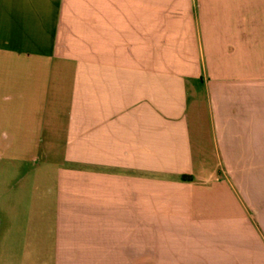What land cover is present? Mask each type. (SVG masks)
<instances>
[{"label": "crops", "instance_id": "crops-1", "mask_svg": "<svg viewBox=\"0 0 264 264\" xmlns=\"http://www.w3.org/2000/svg\"><path fill=\"white\" fill-rule=\"evenodd\" d=\"M2 92L0 264H264V0H0Z\"/></svg>", "mask_w": 264, "mask_h": 264}, {"label": "rangeland", "instance_id": "rangeland-1", "mask_svg": "<svg viewBox=\"0 0 264 264\" xmlns=\"http://www.w3.org/2000/svg\"><path fill=\"white\" fill-rule=\"evenodd\" d=\"M2 95L4 93L0 96ZM12 107L15 108V117L22 121V109L26 106H12L0 97V209L3 210L10 208V203L15 202L13 199L17 196L32 193L34 188L28 183V179L37 176L36 170L38 167L47 162L60 161L65 156V153L61 152L46 154L36 150L34 142L37 137H33V143L30 141H33L32 137L28 138L30 143L26 142L25 137L22 135V124L20 129L19 127L14 129L9 127L6 117ZM12 133H15L16 138L14 144L9 146L8 143H10ZM48 172L52 173L51 170L39 169L40 176H47V178L55 176L50 175ZM51 181L49 180L46 185L40 186L39 192L45 191L46 188L47 193L49 188L54 187ZM37 190L36 188L34 191Z\"/></svg>", "mask_w": 264, "mask_h": 264}, {"label": "trees", "instance_id": "trees-1", "mask_svg": "<svg viewBox=\"0 0 264 264\" xmlns=\"http://www.w3.org/2000/svg\"><path fill=\"white\" fill-rule=\"evenodd\" d=\"M189 177H190V176H188V175H187V176H183V178H185V179H189Z\"/></svg>", "mask_w": 264, "mask_h": 264}]
</instances>
